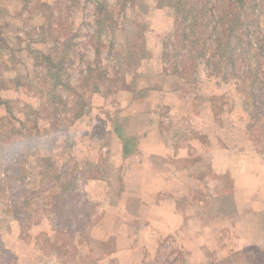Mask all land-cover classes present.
<instances>
[{
  "label": "rangeland",
  "instance_id": "1",
  "mask_svg": "<svg viewBox=\"0 0 264 264\" xmlns=\"http://www.w3.org/2000/svg\"><path fill=\"white\" fill-rule=\"evenodd\" d=\"M96 2L101 4L103 0H0V93L4 97H11V101L6 102L10 103L8 107L12 112V115H8L6 107L0 105V118L9 119L3 118L0 124L4 130L13 127L15 138L28 141L27 145L32 147L27 158V186L37 188L40 159L51 156L63 175L76 178L81 190L77 198L84 203V211L93 213L91 220L94 221L98 219L104 204L109 202V196L102 197V184L109 183V177L113 176L114 168L119 165L116 158L117 141L110 136L113 134L110 116L116 115L119 123H124L127 118L137 120V117L127 113L114 114L120 108L124 109L130 94L134 95L132 92L128 96L116 93L127 85L136 87L147 83L146 76L153 73L152 70L158 71L161 64L169 68L162 61V44L169 38L174 26L173 10L159 8L157 0H106L117 19V27L111 32L108 26L106 31L95 34L97 31L92 20L99 12L94 13ZM262 27L257 34L259 40L264 32V8ZM53 29H57L61 41L74 44L70 49L73 56L70 59L74 64L67 71L70 88L59 91L61 101L54 95L57 94L56 88H51L52 73L45 75L47 62L41 63L53 43ZM140 29L142 32L139 36ZM141 43L143 46L145 44L143 51L137 48L138 45L142 46ZM242 66L240 71L233 72L240 74ZM252 67L255 69L250 77L254 75L264 81V58L252 59ZM87 68L91 69L90 74H87ZM168 72L172 76L166 78L160 75L161 80L157 81L159 86L164 87L165 93H161L164 103L171 105V114H163V117L179 118L186 112L187 105L202 103L201 95L205 103L207 93L218 86L220 93L209 98L215 118L220 119V123L227 128L234 119L242 120L244 125L239 126H244L256 150L264 157V138L260 139V143L252 140V134L257 137L264 134V92L255 94L254 106L251 107L248 97L250 88L245 87L249 84L246 79L249 75L244 77V87H238L237 80L228 78L224 81L211 74L210 68L203 63H198L194 73L180 75ZM179 77L184 79V83ZM10 85H14L15 89H5ZM181 85L183 94L176 93ZM63 108H72L75 114L80 113L79 117L73 119L70 113L62 111ZM231 114H234V119ZM155 117L158 119L157 113ZM58 120L61 122L58 123ZM169 132L166 134L170 135ZM207 146H210L209 143ZM126 162L125 159L122 163L124 167ZM2 211L3 207L0 206ZM13 225L18 224L5 217L0 226L1 237L8 248L10 243H15ZM19 228L20 237L28 239L29 228ZM53 232L52 238L47 233L36 236L37 247L45 251V257L39 264H77L81 257H77L74 237L69 243L66 242L65 248L58 249L56 246L60 245L52 244ZM62 241L65 243L64 239ZM80 241L85 247L89 243L86 239ZM61 256L65 258L63 263L58 261ZM2 257L5 259L6 255ZM86 257L87 254L82 256L81 261ZM9 259L11 262L12 259Z\"/></svg>",
  "mask_w": 264,
  "mask_h": 264
},
{
  "label": "crops",
  "instance_id": "2",
  "mask_svg": "<svg viewBox=\"0 0 264 264\" xmlns=\"http://www.w3.org/2000/svg\"><path fill=\"white\" fill-rule=\"evenodd\" d=\"M152 71L147 83L116 93L134 95L114 114L137 120L119 123L110 116L119 165L102 184V197L109 196V202L87 230L74 236L77 257L87 254L77 264H264L263 155L239 126L242 120L231 114L234 121L227 128L215 118L209 98L220 93L218 86L205 103L201 95L202 103L187 105L179 118L163 117L171 114V105L164 103V87L157 81L172 75L163 64ZM177 88L183 94L182 85ZM50 227L43 219L22 239L13 225L15 243L9 249L16 264L44 259L35 239L41 233L52 238ZM81 239L89 242L86 247Z\"/></svg>",
  "mask_w": 264,
  "mask_h": 264
},
{
  "label": "trees",
  "instance_id": "3",
  "mask_svg": "<svg viewBox=\"0 0 264 264\" xmlns=\"http://www.w3.org/2000/svg\"><path fill=\"white\" fill-rule=\"evenodd\" d=\"M157 1L159 8L173 10L174 17L170 36L162 44V61L169 66L168 69L165 67V71L180 75L187 72L194 73L198 63H203L210 68L211 74L224 81L228 78L237 80L238 87H244L247 79L249 84L245 87L250 88L249 104L253 107L255 94L264 92V81L254 75L250 77L252 70L255 69L252 67V59L264 58V32L260 40L257 37L263 29L264 0ZM96 3L94 13L97 11L103 13L98 12V15L93 16L92 21L97 31L95 34L106 31L108 26L109 31L112 32L117 27V19L110 10L111 5H108L106 0L101 4ZM52 31L55 33L52 36L53 43L47 49L48 52L43 56L41 63L47 62L44 66L45 75L52 73L51 88H56L57 94L54 95L61 101L62 96L59 91L70 88L67 71L74 64L70 59L73 57L70 49L74 44L61 41L57 29ZM141 32L142 29L138 31L139 36ZM92 35L89 34L90 37ZM142 46L138 45L137 48L145 50V44L143 48ZM238 63L243 65L242 74L233 72L240 71ZM87 69V74H90L91 69ZM245 75L249 77L244 80ZM9 104L0 98V105L7 108L5 111L8 115H12ZM62 111L70 113L73 119H77L80 114H75L72 108H63ZM3 118L9 120L7 117ZM59 122L61 121L58 120ZM6 128L4 130L3 125L0 124V206L3 207V211L0 212V226L3 219L9 217L12 222L27 230L46 218L55 233L52 244H58L60 246L56 247L63 249L66 247V242L69 243L77 232L82 233L88 228L92 223L93 213L84 211V203L79 202L77 198L81 195V190L76 178L63 175L51 156L40 159L39 184L35 189L29 188L27 158L32 147L27 145L28 141L15 138L16 132L13 127ZM262 138L264 134L260 137L252 134V140L256 143H260ZM78 202L81 208H78L79 205L77 207ZM43 235L45 234L41 233L40 236ZM3 255H6L5 259ZM9 257L12 259V264H16L15 254L6 246L0 230V264H10ZM58 259L59 263L65 262L62 256Z\"/></svg>",
  "mask_w": 264,
  "mask_h": 264
}]
</instances>
